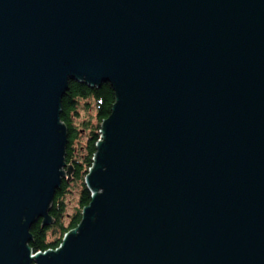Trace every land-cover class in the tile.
<instances>
[{
	"label": "water",
	"instance_id": "95a60500",
	"mask_svg": "<svg viewBox=\"0 0 264 264\" xmlns=\"http://www.w3.org/2000/svg\"><path fill=\"white\" fill-rule=\"evenodd\" d=\"M115 96L56 250L69 82ZM0 264H264V0H0Z\"/></svg>",
	"mask_w": 264,
	"mask_h": 264
},
{
	"label": "trees",
	"instance_id": "16d2710c",
	"mask_svg": "<svg viewBox=\"0 0 264 264\" xmlns=\"http://www.w3.org/2000/svg\"><path fill=\"white\" fill-rule=\"evenodd\" d=\"M114 103V92L109 84L90 88L84 83H68V90L61 100L60 115L67 134L65 177L54 194L48 212L52 223L44 227L38 220L30 228L29 247L33 253L57 249L65 234L80 223L81 212L90 203L91 195L84 179L93 164L96 144L101 137V125L110 116ZM82 137H85L84 142ZM73 189H77L78 198L68 214L65 197Z\"/></svg>",
	"mask_w": 264,
	"mask_h": 264
},
{
	"label": "rangeland",
	"instance_id": "374dc122",
	"mask_svg": "<svg viewBox=\"0 0 264 264\" xmlns=\"http://www.w3.org/2000/svg\"><path fill=\"white\" fill-rule=\"evenodd\" d=\"M84 139H85V137H82V141L83 142H84ZM77 198H78L77 189L71 190V192L66 195L65 204H66V208H67V213L68 214H70L72 212V210H73V208H74V206L76 204Z\"/></svg>",
	"mask_w": 264,
	"mask_h": 264
}]
</instances>
